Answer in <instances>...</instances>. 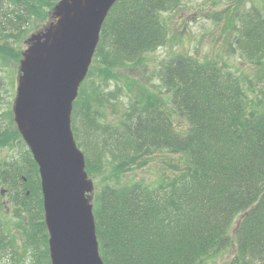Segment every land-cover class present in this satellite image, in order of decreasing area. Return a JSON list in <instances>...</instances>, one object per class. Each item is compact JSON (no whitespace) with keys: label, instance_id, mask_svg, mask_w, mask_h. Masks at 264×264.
I'll list each match as a JSON object with an SVG mask.
<instances>
[{"label":"trees","instance_id":"16d2710c","mask_svg":"<svg viewBox=\"0 0 264 264\" xmlns=\"http://www.w3.org/2000/svg\"><path fill=\"white\" fill-rule=\"evenodd\" d=\"M57 1L0 0V70L19 63L21 40L31 26L43 29ZM173 1L113 3L72 103L71 130L89 175H94L89 152L100 171L108 155L115 176L155 149L185 159L178 172L156 183H107L95 192L91 204L99 254L103 264H203L232 241L234 253L226 264H264V101L250 99L230 71L191 56L167 62L162 82L186 121L185 130L175 127L161 101L154 106L141 89L134 96L132 77L125 83L131 100L124 117L115 126L102 123L104 108L113 106L119 88L105 90L104 83H116L117 68L130 67L164 42L159 12ZM251 22L254 27L242 35L263 55L264 19L256 12ZM78 122L93 137L84 140ZM0 145L9 150L0 157V195L7 200L0 210L8 208L15 218L22 264H51L38 166L10 107L0 110ZM115 158L125 165L114 166L110 160ZM14 237L0 216V256L16 254Z\"/></svg>","mask_w":264,"mask_h":264},{"label":"water","instance_id":"95a60500","mask_svg":"<svg viewBox=\"0 0 264 264\" xmlns=\"http://www.w3.org/2000/svg\"><path fill=\"white\" fill-rule=\"evenodd\" d=\"M115 1L59 0L19 61L14 122L38 166L51 264H103L70 114Z\"/></svg>","mask_w":264,"mask_h":264},{"label":"rangeland","instance_id":"374dc122","mask_svg":"<svg viewBox=\"0 0 264 264\" xmlns=\"http://www.w3.org/2000/svg\"><path fill=\"white\" fill-rule=\"evenodd\" d=\"M53 9H51L44 27H47L49 22L55 19ZM256 12L260 13V17L264 19V0H174L170 8L159 12L161 23L165 29L164 42L144 53L130 67L117 68L118 81L116 83L114 81L104 83L105 90L116 91V86L119 88L115 101H112L113 106L104 108L105 117L102 119V123L115 126L124 117L125 110L131 100L127 95L125 83L132 77L133 95H137V90L141 89L144 91L143 93L147 94L148 100L155 101L154 106H157L161 101V106L169 112L175 127L185 130L186 121L178 108L171 103L170 94L162 82L165 65L169 60L180 55L215 62L225 71L231 72L239 85L246 88L245 91L250 99L264 101V54H258L254 45L247 44L246 36H243L244 33L239 31L244 26L245 17L249 18ZM36 32L38 29L34 26L28 29L26 38L20 42L22 51L29 44L27 39ZM2 68L0 75H4V80L0 82V110L10 107L14 121L13 105L20 75V64L9 62ZM78 126L84 135V140L93 137L82 129L81 122H78ZM88 147L91 151L90 144ZM79 149L84 155L83 148L79 147ZM8 151L7 148L0 150V157H3L5 153L8 154ZM11 152L15 153L16 149L14 148ZM89 153L90 159L94 163V175L87 174V179L91 184V190L87 193L90 203L93 201L95 192L104 184L125 183L138 179L156 183L162 176L178 172L185 163V159L180 154L171 153L166 149H155L148 153H142L129 167L122 169L120 174L115 176L107 159L108 155L105 157L104 169L100 171L95 166V156L91 152ZM110 161H113L114 166L118 165L117 167L125 165L119 158ZM1 193L0 202L2 206H5L7 200L3 192ZM0 216L5 228L10 231V234L16 235L14 239H17V245L13 247L16 254H13L12 258V254L1 255L0 264H22L24 248L21 245V233L13 225L15 218L10 214L8 208L5 211L4 209L0 210ZM237 220L238 217L235 218L231 227H234ZM233 253L234 244L231 241L225 248L206 258L203 264H226Z\"/></svg>","mask_w":264,"mask_h":264},{"label":"flooded vegetation","instance_id":"af4514ba","mask_svg":"<svg viewBox=\"0 0 264 264\" xmlns=\"http://www.w3.org/2000/svg\"><path fill=\"white\" fill-rule=\"evenodd\" d=\"M261 18V17H260ZM263 19V18H262ZM254 21H257V20H254ZM254 24L253 22L251 23H248V17L246 16L245 19H244V26L241 30H239L240 32L244 33V34H248V31L251 30L253 27H254ZM259 26H263L262 23H258L257 27Z\"/></svg>","mask_w":264,"mask_h":264}]
</instances>
